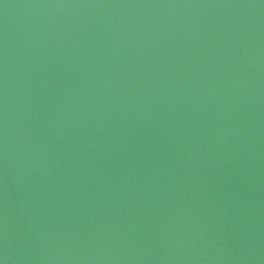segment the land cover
<instances>
[{
  "label": "water",
  "instance_id": "water-1",
  "mask_svg": "<svg viewBox=\"0 0 264 264\" xmlns=\"http://www.w3.org/2000/svg\"><path fill=\"white\" fill-rule=\"evenodd\" d=\"M3 264H264V0H0Z\"/></svg>",
  "mask_w": 264,
  "mask_h": 264
},
{
  "label": "clouds",
  "instance_id": "clouds-1",
  "mask_svg": "<svg viewBox=\"0 0 264 264\" xmlns=\"http://www.w3.org/2000/svg\"><path fill=\"white\" fill-rule=\"evenodd\" d=\"M0 264H3V262H2V261H0Z\"/></svg>",
  "mask_w": 264,
  "mask_h": 264
}]
</instances>
